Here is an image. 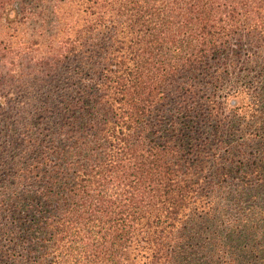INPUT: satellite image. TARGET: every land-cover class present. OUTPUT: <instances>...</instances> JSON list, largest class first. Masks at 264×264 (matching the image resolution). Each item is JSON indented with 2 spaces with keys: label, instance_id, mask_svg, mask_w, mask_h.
<instances>
[{
  "label": "trees",
  "instance_id": "16d2710c",
  "mask_svg": "<svg viewBox=\"0 0 264 264\" xmlns=\"http://www.w3.org/2000/svg\"><path fill=\"white\" fill-rule=\"evenodd\" d=\"M252 54L264 0H0V264H264Z\"/></svg>",
  "mask_w": 264,
  "mask_h": 264
},
{
  "label": "rangeland",
  "instance_id": "374dc122",
  "mask_svg": "<svg viewBox=\"0 0 264 264\" xmlns=\"http://www.w3.org/2000/svg\"><path fill=\"white\" fill-rule=\"evenodd\" d=\"M18 10V5L15 4V6L13 8H10L8 10V17L9 18H13L15 16L14 12L16 9ZM15 9V10H13ZM34 28V23L33 22H28L27 24L24 25V29L26 30L27 35L29 33L32 32ZM245 54V53H244ZM258 54H252L250 55L249 58H246L244 55L240 56L239 59L236 58H231V61L233 63H231L230 65L228 64V66H224L221 69V74H218L220 76L219 79V84H222V87L228 88V87H234L239 89H244L246 88V86H248V84H254V82H257L258 79H260V69L262 74H264V67L262 66L263 60L261 59L260 56H257ZM264 58V57H263ZM19 95H22L21 93H19ZM23 100V97H18V100ZM237 104L241 105L242 107H247L248 105V96L244 93H240L239 96L237 97ZM167 108L165 107V110ZM9 116V115H8ZM4 119V118H2ZM8 122H11V120H9ZM7 122V123H8ZM10 124V123H8ZM250 125H255L254 122H251ZM10 128H14L15 125H9ZM31 127H26V129H30ZM253 127H248L247 130L252 129ZM26 129H24L26 131ZM17 130H13L11 132H9V130H7L6 126H5V121L4 120H0V146H4L5 145V140H8L9 135L11 133H17ZM250 136H252V134H249ZM253 138V136H252ZM256 141H251L249 142V144H256ZM249 150V149H248ZM212 235V234H211ZM240 235V234H239ZM264 238V237H263ZM254 239H252L253 241ZM264 240V239H263ZM251 241V243H254L255 245H253L254 247H258V248H262V250H264V242L262 241H258V238L256 240H254L253 242Z\"/></svg>",
  "mask_w": 264,
  "mask_h": 264
}]
</instances>
